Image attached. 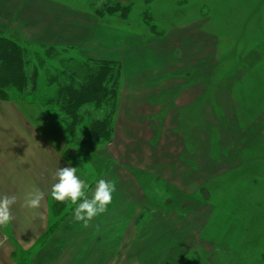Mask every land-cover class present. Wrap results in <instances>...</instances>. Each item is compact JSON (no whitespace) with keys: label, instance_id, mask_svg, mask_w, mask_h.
<instances>
[{"label":"rangeland","instance_id":"rangeland-1","mask_svg":"<svg viewBox=\"0 0 264 264\" xmlns=\"http://www.w3.org/2000/svg\"><path fill=\"white\" fill-rule=\"evenodd\" d=\"M0 26L45 71L121 63L111 142L85 138L92 105L74 136L43 108L48 168L77 167L89 198L114 182L112 202L84 227L49 195L21 264H264V0H0Z\"/></svg>","mask_w":264,"mask_h":264},{"label":"trees","instance_id":"trees-1","mask_svg":"<svg viewBox=\"0 0 264 264\" xmlns=\"http://www.w3.org/2000/svg\"><path fill=\"white\" fill-rule=\"evenodd\" d=\"M117 6L115 9L122 8ZM19 38L10 27L0 28V101L19 100L42 108L45 106L48 114L55 115L53 121L73 136L85 120L87 106L92 105L94 110L102 111L104 117L91 119L85 138L104 144L111 142L113 128L110 120L116 109L114 98L120 78V61L95 59L96 62L86 61L83 65L74 61L63 64L62 70L45 71V61L39 52L30 51L28 44ZM40 47L48 56L55 52L54 45L46 43ZM40 68L46 74V84L54 85L51 92H43L38 84Z\"/></svg>","mask_w":264,"mask_h":264},{"label":"crops","instance_id":"crops-1","mask_svg":"<svg viewBox=\"0 0 264 264\" xmlns=\"http://www.w3.org/2000/svg\"><path fill=\"white\" fill-rule=\"evenodd\" d=\"M51 124L57 126L53 121ZM49 125L48 115L41 106L0 101V195L14 194L20 198L12 208L15 219L0 226V264H21L26 256L40 258L33 250L40 247L48 233L49 195L55 183L49 172L58 169L55 161L48 168ZM55 132L52 137L59 134L64 138L62 133L55 135ZM34 187L45 193L38 210L21 206L24 194Z\"/></svg>","mask_w":264,"mask_h":264},{"label":"clouds","instance_id":"clouds-1","mask_svg":"<svg viewBox=\"0 0 264 264\" xmlns=\"http://www.w3.org/2000/svg\"><path fill=\"white\" fill-rule=\"evenodd\" d=\"M50 196L58 202L70 201L78 206L74 209V219L83 222L88 227L92 219L107 211L108 205L112 202L113 193L116 191L114 182L100 179L92 193L91 198L86 194L89 185L84 179L77 175V167L58 168L53 174ZM20 198L17 195H0V226L8 225L15 217L12 212L14 205ZM45 193L39 188H33L23 196L22 207L30 210H38L42 207ZM41 218L42 215H41Z\"/></svg>","mask_w":264,"mask_h":264}]
</instances>
